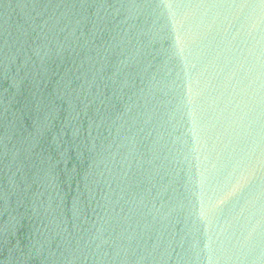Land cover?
<instances>
[{
	"label": "water",
	"instance_id": "95a60500",
	"mask_svg": "<svg viewBox=\"0 0 264 264\" xmlns=\"http://www.w3.org/2000/svg\"><path fill=\"white\" fill-rule=\"evenodd\" d=\"M0 264H264V0H0Z\"/></svg>",
	"mask_w": 264,
	"mask_h": 264
}]
</instances>
